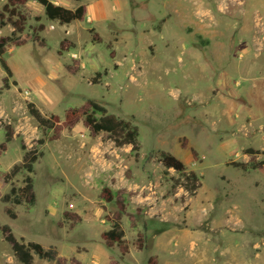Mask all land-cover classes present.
Listing matches in <instances>:
<instances>
[{
	"label": "rangeland",
	"instance_id": "1",
	"mask_svg": "<svg viewBox=\"0 0 264 264\" xmlns=\"http://www.w3.org/2000/svg\"><path fill=\"white\" fill-rule=\"evenodd\" d=\"M185 1L198 25L171 31L169 41L158 30L160 0H60L70 9L90 6L83 20L63 25L40 5L19 6L28 22L18 38L23 45L5 54L11 77L0 64V264H22L2 226L63 257L35 256L33 264H156L153 252L170 264H264V0ZM6 3L0 0V13ZM12 31L0 19V36ZM89 100L138 127V157L107 134H93L84 118L50 141L52 130L38 128L28 111L32 103L44 117L63 120ZM9 127L13 140L5 144ZM23 146L41 155L32 173L6 184ZM161 150L200 178L194 195L184 174L160 164ZM27 175L36 201L13 207V219L2 197ZM104 187L111 203L100 197ZM117 215L127 256L100 237L111 228L106 218ZM165 231L160 252L154 237ZM138 233L144 251L134 247Z\"/></svg>",
	"mask_w": 264,
	"mask_h": 264
},
{
	"label": "trees",
	"instance_id": "2",
	"mask_svg": "<svg viewBox=\"0 0 264 264\" xmlns=\"http://www.w3.org/2000/svg\"><path fill=\"white\" fill-rule=\"evenodd\" d=\"M29 1H34L43 7L44 12L48 19L58 21L61 25L70 24L74 21H81L86 14V7L84 5L78 6L76 9H70L63 5L56 4L50 0H7L3 7V12L0 13V19L3 25L9 24L13 31L10 36H0V64L7 74V77L12 76V71L5 59V54L11 46H22L24 42L20 41L19 35L25 31L27 17L20 11L19 6L24 5ZM80 1V0H79ZM8 14L5 20V15ZM35 20L38 22L39 17ZM6 21V22H3ZM32 39L35 42L40 41L39 31L44 30L43 25L37 26ZM106 74L107 71L105 70ZM102 73H97L93 79L94 83H99ZM4 87L9 88L8 80L5 79ZM28 111L30 116L36 121L38 128L41 130H52L50 141L60 138L63 130L68 129L74 125L78 120L84 118V122L93 134L105 133L116 147L121 148L130 146L132 153L136 157L139 156V129L130 120L120 118L116 115L108 113L107 109L92 100L87 102V107L84 109L70 108L66 111L64 119L61 120L58 115H51L44 117L41 112L35 107L34 104L28 103ZM99 113L100 117H96ZM12 129L9 127L5 133V144L12 140ZM44 142L40 141L42 145ZM5 150V145L1 146ZM22 149L25 151V147ZM246 153L254 154L252 149L247 150ZM41 153L37 148H32L25 151L22 161L13 166L11 171L4 175V181L7 184L12 181L21 172L32 173L34 164L39 159ZM159 162L165 170H174L177 173L185 175L187 185L186 190L194 195L200 188V178L194 171H188L184 161L177 156L166 151H159ZM23 186L16 188L11 186L9 193L2 197V201L6 204V213L9 217L15 219L17 214L14 212L13 207L26 203L32 205L36 201V195L33 189V180L30 175H27L23 180ZM100 197L106 202L111 203L114 199L112 190L109 187H104L101 190ZM120 215L107 217L106 219L111 224V228L101 234V239L108 248L117 246L122 256L129 252V243L125 239V231L120 221ZM4 240L10 243L15 258L22 264H33L35 256L40 260L60 262L59 253L55 247L44 248L41 244L36 242H23L19 241L11 232L8 226L1 227ZM145 237L142 233H138L135 242L136 248L142 250L144 248Z\"/></svg>",
	"mask_w": 264,
	"mask_h": 264
},
{
	"label": "crops",
	"instance_id": "3",
	"mask_svg": "<svg viewBox=\"0 0 264 264\" xmlns=\"http://www.w3.org/2000/svg\"><path fill=\"white\" fill-rule=\"evenodd\" d=\"M50 1H52V2H54L56 4L63 5V4L60 3V0H50ZM29 3H34L35 5L39 6V4H37L34 1H29V2H27L25 4H29ZM159 3H161V9L159 10V13H158L159 17L157 18V20H158V22L161 23V26H160V28L158 30H159V33H160L161 37H164V29H165V41H169L168 38L170 37V32L171 31H179V32L181 31L182 32V31H185L187 29H191V28H188V27H194L195 25H198L197 22H195L194 15L192 13L193 12L192 3H188L185 0H160ZM241 3H242V5H244L245 4V0H242ZM231 4H232L231 7H234V3H231ZM82 5L86 6V12H89V10H90L89 4H82ZM41 8L43 9V7H41ZM24 15L26 16V14H24ZM27 22H28V17H27ZM35 22H37V21L35 20ZM38 22H40V20ZM44 29H45V27H44ZM92 32H94V30H92ZM217 58H218V56H217ZM0 103H2L4 105L2 100L0 101ZM12 140H13V138H12ZM86 155H88V154H86ZM154 190H155V188H154ZM157 191H160V190L156 189V192ZM161 194H162V192H161ZM151 199H152V202H153V205H154L155 204V202H154L155 201L154 200L155 196L153 198L151 197ZM161 209L165 210V205L164 204H161ZM163 217H164L163 220H165V214H163ZM123 229H124V227H123ZM169 232L170 231H165V232L161 233L160 235H157L156 237H154L155 244L153 245V247H155V248L158 247L159 249H161V250H159L160 252L165 251V249H164L165 238H166L165 234L169 233ZM100 237H101V235H100ZM125 239H126V231H125ZM134 247H135L136 251H144L143 249L145 248V246H144V248L142 250H139L138 248H136V246H134ZM130 251H131V247L129 246V252L126 255H124V256H127L130 253ZM58 253H59V251H58ZM153 255L157 257V263L156 264H170L168 261L162 259V253H156V252L154 253L153 252ZM59 258L60 259L63 258V257L60 256V253H59ZM77 259L82 264V261L80 260V258H77ZM53 262H56V261H53ZM90 264H100V261L98 259H93V262H91Z\"/></svg>",
	"mask_w": 264,
	"mask_h": 264
}]
</instances>
